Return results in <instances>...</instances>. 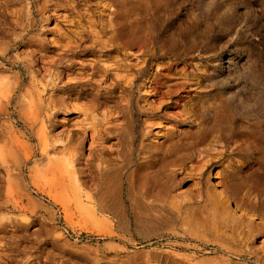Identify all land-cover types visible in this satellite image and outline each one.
Listing matches in <instances>:
<instances>
[{"label":"rangeland","instance_id":"obj_1","mask_svg":"<svg viewBox=\"0 0 264 264\" xmlns=\"http://www.w3.org/2000/svg\"><path fill=\"white\" fill-rule=\"evenodd\" d=\"M196 1L168 6L165 0H0V264H264V210L249 222L223 200L201 207L203 181L225 180L220 142L211 153L219 159L204 178L197 167L177 177L172 200L182 213L176 217L132 218L123 225L111 215L82 214L65 169L80 152L87 156L99 138L113 142L114 126L123 118L110 110L105 124L100 116L106 106L75 91L120 80L117 72L133 82L124 93L137 131L146 117L137 109L145 105L141 91L154 87L181 91L184 102L204 94L196 81L207 79L211 92L231 96L237 108L245 96L247 103L260 102L264 0L239 5L250 15L229 31L215 25L209 46L188 49L190 38H183V44L161 49L166 34L195 24ZM232 57L236 65L229 64ZM168 71L199 77L187 81ZM158 77H164L162 85ZM165 99L174 110L180 97ZM145 100L157 103L160 97L150 93ZM88 122L96 127L89 130L96 142L81 143ZM163 131L154 129L152 138L159 140ZM204 155L188 162V170ZM210 191L217 196L212 184Z\"/></svg>","mask_w":264,"mask_h":264},{"label":"bare ground","instance_id":"obj_2","mask_svg":"<svg viewBox=\"0 0 264 264\" xmlns=\"http://www.w3.org/2000/svg\"><path fill=\"white\" fill-rule=\"evenodd\" d=\"M177 1L165 0L168 6ZM187 1L180 0V3ZM245 1L248 0H197V4H194L196 10L192 9L195 10V24L166 34L159 40L160 48L171 49L181 45L183 38H190L188 49L203 44L209 46L211 36L217 32L215 25L229 31L236 23L249 17L250 12L238 10ZM202 20L204 24L200 25ZM234 60L230 58L229 64ZM214 67L211 70H215ZM209 71V68L205 70ZM169 72L167 76L179 73V77L187 81L199 77L198 72ZM258 74L260 78L257 76L256 80L261 87L260 102L247 103L245 96L240 102L244 104L242 108H237L233 98L226 93L211 92L207 79L196 81L197 87L205 91L204 94L184 102H181V91L161 92L157 87L146 94L141 91L143 96L140 98L145 105L138 103L137 109L146 117L139 131L136 129L137 120L131 100L124 93V88L132 87L131 79L117 72L115 77L120 76V80L106 77L110 82L105 86L86 85L80 91H75L80 97H91L99 106H106L100 116L105 124L108 116L112 115L110 110H117L118 116L123 118V122L114 126V140L110 145L105 143L107 138H99L96 142L94 132L89 133V130L95 131L96 127L86 123L81 143L91 140L96 142L95 145L87 156L80 152L76 162L68 161L65 164L68 179L74 186L72 195L78 211L90 213L93 217L111 215L122 221L123 225L132 218L176 217L182 213L176 201L172 200L178 186L177 177L187 175L197 167L196 174L202 178L219 159L211 153L214 143L220 142L225 147V151L220 153L225 158L220 171L225 180L221 185L212 178L211 184L217 196L210 191L209 180L203 181L206 189L200 195L204 203L201 207L207 208L212 203L217 205L218 200H223L227 209L243 216L246 221H252L254 212L264 210V74ZM163 78L158 77L156 84L162 85ZM117 87H121L119 94L115 93ZM150 93L158 95L159 102L145 100ZM172 94L180 99L173 103L174 110H169L170 102L165 98ZM91 119H95V115ZM156 128L164 129L159 140L152 138ZM202 152L205 153L204 158L188 170L186 164L198 158ZM248 168L251 170L247 171ZM83 183L91 187L84 191L81 187ZM60 185H65V177L60 178ZM82 196L89 208L82 206ZM193 203L200 202L195 200Z\"/></svg>","mask_w":264,"mask_h":264}]
</instances>
